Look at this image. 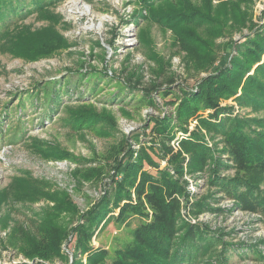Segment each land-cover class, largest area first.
<instances>
[{"label":"rangeland","instance_id":"obj_1","mask_svg":"<svg viewBox=\"0 0 264 264\" xmlns=\"http://www.w3.org/2000/svg\"><path fill=\"white\" fill-rule=\"evenodd\" d=\"M164 1L64 0L55 5L49 3L45 17L31 14L20 18L25 14L23 10L22 13L21 9L12 12L10 7L3 8L8 3L0 0L2 14L9 13L1 22L12 21L0 38V191L15 178L43 180L50 183L52 192L56 188L65 190L75 207L73 212L62 207L63 213L57 216L53 212V201L43 198L35 203L5 200L0 207V264H90L98 250H106L111 257L119 246L131 241L129 229L112 220L118 210L106 213L92 224L89 219L101 216L95 208L108 201L107 196L114 188H117L116 196H112L110 204L109 201L105 204L106 208L124 195L132 194L131 182L135 181V187L142 182L140 172H129L132 171L130 165L139 161L137 152L149 153L155 165L146 164L143 168L154 177H160L168 165L161 159L158 145L156 151L149 150L155 142L151 135L152 120L174 114L180 93H171L174 88L166 91L168 85L154 92L152 80L156 79L157 68L165 62L171 63L170 69L166 66L157 79V85L173 79L175 87L179 84L182 88L194 89L210 73L231 66L237 47L246 44L255 31L264 30V0H254L250 5L242 3V8L250 10L251 21L239 33L216 41L221 47L233 43L230 54L219 47L214 67L196 73L186 66L184 51L173 45L171 31L162 32L153 24L152 43L141 39L143 30L152 24L147 19L150 12L146 3L159 6ZM225 1L229 0H213V4ZM24 6L32 7V3ZM48 26H54L66 38L64 41L68 40L66 47L57 45L58 53L50 59L27 62L16 51L17 41L13 37L17 33L42 31ZM263 61L264 56L261 64ZM257 67L258 64L254 65L250 74ZM239 88L240 95L242 86ZM234 100L224 101L222 106L234 108V114L240 117L264 121V110L240 107ZM85 104L92 106L95 114L104 109L114 113L117 131L113 136L104 137L90 131L91 125H85L88 122L82 116L77 125L73 115L79 114L73 110ZM208 113L198 115L206 117ZM189 123L193 130L197 121L191 119ZM182 136L178 133V138ZM120 141L125 142V148L112 156V146ZM212 144L209 140V145ZM172 146L177 150L178 143L174 141ZM57 148L71 157L53 160L49 156L56 150L61 151ZM120 167L118 173L116 170ZM85 170L98 176L80 183L77 181L80 178H73L76 171ZM224 174L233 176L234 171ZM207 176L184 178L192 196L190 200L208 198L210 207L197 218L187 220L206 228L216 239L221 238L201 264H264V216L242 212L234 202L216 195L208 186ZM261 189L264 191V182ZM55 220L65 224V230L59 232L54 228ZM47 222L52 223V227H47L48 234L42 236L38 228H46L42 224ZM137 224V220H133L132 228ZM19 226L26 231L20 233L21 240L35 237L31 244L23 246L22 242L10 240L13 230ZM56 232L59 233L53 235ZM58 234L60 238L53 241ZM81 244L88 248L85 253L78 249ZM31 250H35V254L27 255Z\"/></svg>","mask_w":264,"mask_h":264},{"label":"trees","instance_id":"obj_2","mask_svg":"<svg viewBox=\"0 0 264 264\" xmlns=\"http://www.w3.org/2000/svg\"><path fill=\"white\" fill-rule=\"evenodd\" d=\"M63 1L25 0L23 3L21 0H2V3L7 2L8 5H3V8L10 7L12 12H19L18 9H21L22 13L23 10L25 14L20 18H24L31 14L45 17L49 3L54 2L55 5ZM26 3H32V7H25ZM242 3L250 5L254 0H229L217 5L213 4V0H201L199 3L192 0H166L159 3V6L146 3L150 12L147 19L152 24L143 30L141 39L152 43L153 24L162 32L171 31L173 45L180 47L185 53L186 66L193 68L196 73L208 71L215 65L219 47L230 54L229 50L233 46V43L224 47L217 46L216 41L221 37L239 33L251 21V12L242 8ZM1 11L0 38L11 27L8 25H12L10 20L7 24L1 22L9 15L8 12L2 14ZM42 31L17 33L13 37L17 41L14 44L16 51L27 62L50 59L58 53L57 45H67L68 40L65 42L66 38L54 26H48ZM255 32L253 37L250 35L246 44L237 47L231 66L210 73L194 89L182 88L179 84L175 87L173 79L164 80L166 84L161 86L157 85V79L163 75L166 66L170 69L171 63L165 62L157 68L156 79L152 80L154 92L158 93L164 85H168L166 91L174 88L171 93H180L174 114L152 120L154 126L151 128V135L155 142L149 150L154 151L158 145L160 157L168 165L161 171L160 177H154L143 168L146 164L155 165L149 153L146 150L137 152L138 164L134 162L130 165L133 172H129H140L142 182L136 187L135 181L131 182L129 186L134 187L132 194L130 192L124 195L123 199L115 201L108 209L105 204L108 201L110 204L112 196H116L117 188H114L115 191L107 196L108 201H102L95 208V211H100L101 216L89 219L92 224L97 219L104 218L106 213L118 210V215L113 216L112 220L129 229L131 241L119 246L111 257L106 250H98L91 257L90 264H105L106 261L110 264H201L205 261L221 242V238L216 239L206 228L187 220L188 217L197 218L209 211L210 207L208 198L195 202L190 200L192 196L184 179L186 176L207 174L208 186L216 195L220 194L234 202L236 208L242 212L264 216V191L261 189L264 182V121L240 117L234 114V108L222 106V102L235 98L234 101L240 107H251L253 111L264 110V61L261 64L264 56V30ZM256 64L258 67L250 74ZM241 86L239 95L238 89ZM73 111L79 114L73 115L78 126L82 116L88 122L85 125H91L89 129L92 132L111 137L117 131L116 116L107 109L99 110L95 114L92 106L85 104ZM199 112L209 113L204 117L199 116ZM191 119L197 121L193 130H190ZM178 133L183 136L178 138ZM209 140L213 141L212 146L209 145ZM174 141L178 143L177 150L172 146ZM119 143L112 146V156L125 148L124 141ZM57 149L61 151L56 150L49 156L53 160L71 157L62 148ZM120 169L121 167L116 171L119 173ZM229 170L234 171L233 176L224 174ZM95 176L90 170L76 171L73 174V178H80V181L77 180L79 183L81 180L90 181ZM49 187L50 183L43 180L15 178L0 191V207L5 200L35 203L43 198L55 202L53 212L57 216L63 213L62 207H68L69 212L75 210L65 190L56 188L52 192ZM135 219L138 224L132 228ZM51 222L53 223V219ZM52 223L42 224V227H46L43 229L39 226V233L42 236L48 234L45 230L47 227L51 228ZM54 228H58L60 232L65 230V224H58L55 220ZM23 229L21 226L14 229L10 240L15 243L22 242L25 246L27 243L31 244L35 237L28 241L21 240L20 233L26 232ZM57 236L52 238L53 241L60 238L59 234ZM78 249L85 253L88 248L81 244ZM31 254H35V250L27 252V255Z\"/></svg>","mask_w":264,"mask_h":264}]
</instances>
